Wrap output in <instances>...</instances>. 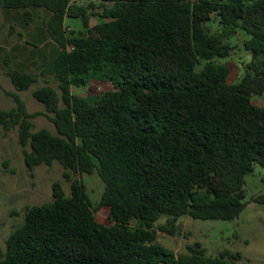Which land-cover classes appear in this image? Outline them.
<instances>
[{"label": "trees", "instance_id": "trees-1", "mask_svg": "<svg viewBox=\"0 0 264 264\" xmlns=\"http://www.w3.org/2000/svg\"><path fill=\"white\" fill-rule=\"evenodd\" d=\"M35 8L46 17L27 41L34 48L7 75L17 91L47 75L57 87L45 78L33 89L43 112L9 93L14 106L0 110V125L16 127L29 146L28 169L58 161L70 192L54 181L50 201L25 208L0 264H236L237 252L209 255L199 242L176 255L156 240L153 223L170 217L164 230L173 234L183 215L232 220L244 208V176L264 165V105L252 102L264 93V0H0L5 14ZM211 14L216 33L204 26ZM91 15L99 21L89 26ZM66 16L80 17L83 29L69 30ZM238 28L252 59L229 83L215 58L230 54L222 40ZM39 44L51 46L49 56ZM96 76L112 88L81 95ZM38 114L55 133L31 130ZM94 171L104 183L97 207L109 208L110 224L96 220L82 178L72 176Z\"/></svg>", "mask_w": 264, "mask_h": 264}, {"label": "rangeland", "instance_id": "rangeland-1", "mask_svg": "<svg viewBox=\"0 0 264 264\" xmlns=\"http://www.w3.org/2000/svg\"><path fill=\"white\" fill-rule=\"evenodd\" d=\"M95 10V9H94ZM24 9L11 10L7 14L0 11V110H8L14 106V101L9 93H17L23 100L28 112H43L44 105L36 100L32 91L37 86L48 83L57 87V82L51 75L39 76L36 83L25 90L17 91L7 75L9 67L17 61L23 60L31 54L34 48L31 41L32 35L37 32L36 24L46 17L44 10L29 9L25 15ZM28 19L24 28L23 21ZM99 21L91 15L88 25L92 26ZM64 25L75 33L82 30L84 25L80 17L64 18ZM209 33L219 31L218 17L211 14L204 23ZM248 35L240 28L232 35L223 38L232 49L225 57H217L215 61L225 63L229 68L227 81L236 83L247 72L246 65L251 61L252 55L243 44ZM42 47L41 55L49 56L51 46ZM34 54V59L40 62L43 57ZM111 84L104 78L96 76L88 80L83 88H79L81 95H96L111 89ZM252 102L264 105V93L254 94ZM32 131L47 128L55 133V128L50 119L44 114L31 118ZM29 146H22L18 140L17 128L4 130L0 125V246L5 247V238L23 221L24 210L31 205H38L52 199V183L60 181L66 194H69V181L62 176L63 166L58 161L51 164H39L28 169L24 162V151ZM74 177H81L92 207L95 209V218L103 224H110L109 208L97 207L101 199L104 183L96 171L87 174L72 173ZM244 208L238 217L232 220L221 219H194L183 215L174 222L173 234L164 228H170V217L161 215L153 227L157 232V241L164 247L172 250L176 255L186 250L187 244L199 242L209 255H217L226 249L239 254L236 264H264V165L255 163L252 170L244 176ZM132 224L135 220L131 221Z\"/></svg>", "mask_w": 264, "mask_h": 264}]
</instances>
